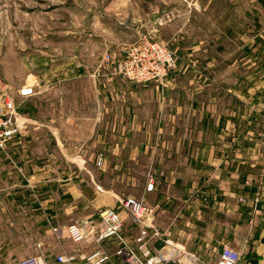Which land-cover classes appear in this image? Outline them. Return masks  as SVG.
I'll return each mask as SVG.
<instances>
[{
	"label": "rangeland",
	"instance_id": "1",
	"mask_svg": "<svg viewBox=\"0 0 264 264\" xmlns=\"http://www.w3.org/2000/svg\"><path fill=\"white\" fill-rule=\"evenodd\" d=\"M141 36L166 44L178 68L137 84L104 62ZM0 80L25 119L81 121L77 133L34 129L41 134L10 151L80 154L78 177L92 194L140 199L149 175L158 184L174 163L176 143L186 151L190 111L195 141L264 153V0H0ZM88 245L73 243L87 254Z\"/></svg>",
	"mask_w": 264,
	"mask_h": 264
},
{
	"label": "crops",
	"instance_id": "2",
	"mask_svg": "<svg viewBox=\"0 0 264 264\" xmlns=\"http://www.w3.org/2000/svg\"><path fill=\"white\" fill-rule=\"evenodd\" d=\"M128 27H133L132 19ZM120 50L117 55L109 52L113 64L121 58ZM193 112L186 121V151L180 152L176 143L174 163L153 192L144 189L140 195L154 209L147 224L159 233L149 245L159 251L165 248L166 240L172 241L179 254L166 264H190L191 258L195 264H217L225 247L242 253L239 264H264V153L237 148L221 151L201 138L195 141ZM80 122L39 123L24 118L20 135L9 147L18 143L25 146L30 136L41 132L45 137L61 134V128L74 127L75 133L80 132ZM40 128L39 133L34 130ZM79 156L60 151H0V256L44 254L50 264H57L54 258L64 250L73 257L72 264H80L87 251L73 246L67 226L91 218L99 228V214L105 209L121 213L123 234L134 240L139 226L115 197L109 191L95 190L92 194V189L82 186ZM52 227L60 230L59 241ZM36 232L37 237H29L28 233ZM22 243L27 246L20 251ZM89 244L91 253L95 245ZM115 247L114 240L103 244L111 255L107 264H120Z\"/></svg>",
	"mask_w": 264,
	"mask_h": 264
},
{
	"label": "built area",
	"instance_id": "3",
	"mask_svg": "<svg viewBox=\"0 0 264 264\" xmlns=\"http://www.w3.org/2000/svg\"><path fill=\"white\" fill-rule=\"evenodd\" d=\"M121 58L117 61L116 72L129 82L148 84L160 81L170 72L178 68L176 53L166 44L148 36H141L138 40L121 47ZM105 63H114L109 52L104 56ZM0 80V151L8 152L10 143L20 135L24 125V116L20 105L8 92L5 84ZM32 88L21 90V96L32 94ZM103 157L97 159L102 165ZM156 188L154 175H149L145 189L153 192ZM122 209L129 214L132 221L139 226V232L134 240L123 234L124 220L120 212L105 209L99 214L100 225L96 228L91 218L81 222H74L67 226V236L74 244L94 243L95 249L82 257L80 264H107L111 262V255L103 248L108 241H115V257L120 264H166L179 254L173 249L172 241H165V248L153 251L149 245L151 239L159 235L153 226L147 224L154 217V209L143 199H120ZM53 231L60 240V230ZM166 251V252H164ZM242 253L230 247L222 249L217 264H239ZM57 264H72L73 257L66 251L55 256ZM16 264H50L44 254L31 256L18 261ZM195 259L191 258V263Z\"/></svg>",
	"mask_w": 264,
	"mask_h": 264
}]
</instances>
